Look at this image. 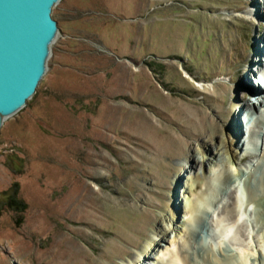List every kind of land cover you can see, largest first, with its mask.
Listing matches in <instances>:
<instances>
[{
    "label": "rangeland",
    "instance_id": "rangeland-1",
    "mask_svg": "<svg viewBox=\"0 0 264 264\" xmlns=\"http://www.w3.org/2000/svg\"><path fill=\"white\" fill-rule=\"evenodd\" d=\"M256 1L53 7L59 33L47 71L0 129V264H125L137 254L144 261L155 243L159 255L185 250L195 216L202 224L191 240L216 261L264 264V181L252 183L254 195L246 181L258 164L264 170V122L254 123L251 137L240 111L245 101L264 111L263 72L249 78L246 68L264 37V20L249 14ZM203 113L221 128L237 127L236 114L245 143L219 129V143L228 138L224 161L192 170L203 182L187 191L197 147L215 133L211 123L200 125ZM226 150H238V162H228ZM241 150L249 156L242 162ZM187 197L198 201L196 211ZM224 224H235V235L223 237Z\"/></svg>",
    "mask_w": 264,
    "mask_h": 264
},
{
    "label": "water",
    "instance_id": "water-1",
    "mask_svg": "<svg viewBox=\"0 0 264 264\" xmlns=\"http://www.w3.org/2000/svg\"><path fill=\"white\" fill-rule=\"evenodd\" d=\"M60 0H0V129L36 93L47 71Z\"/></svg>",
    "mask_w": 264,
    "mask_h": 264
},
{
    "label": "bare ground",
    "instance_id": "bare-ground-1",
    "mask_svg": "<svg viewBox=\"0 0 264 264\" xmlns=\"http://www.w3.org/2000/svg\"><path fill=\"white\" fill-rule=\"evenodd\" d=\"M262 1H263V3H261L259 0H257L256 3L252 4L253 8L249 9V14L251 15V17L252 18L256 17L260 21L262 19L264 20V0H262ZM261 24H263V26H264V21ZM261 40H263V42H264V37L261 38ZM261 40L256 39V41L259 43V45L255 46L256 47V52L255 53L258 54V58L255 61V63H254V60L252 59V56H254V52H252V54H250V56H248V59H247V62H246V68H250L249 72L247 73V76L249 78L252 77L253 70H254V73H257V72H255V70L258 68L257 69L258 71L260 69L259 72H261V71L263 72L261 74H262V77L264 79V43L261 45L260 44ZM239 65L240 64L237 63V62L234 63L235 67H238ZM253 66H256V67H253ZM252 67H253V69H252ZM200 85L204 86V84H202V83H200ZM227 88H226V90H231V91L234 89L233 87H227ZM246 90L249 91V88L246 89ZM258 93H260V92H258ZM262 93H263V95H260V97H257V99L259 98L258 101L264 102V87L262 88ZM227 96H228L227 92H226V94H222L221 95L222 100L224 101L225 99H227ZM261 99H263V100H261ZM259 105H262V104H260V103L256 104L254 102L250 103L248 101H245L244 104H243V107L240 110L241 112L242 111L244 112L245 117H244L243 120H246V125H247L246 130L250 133L251 137H253L255 135L254 123L257 126H259L258 125L259 122H261V123L264 122V111L263 112L262 111L261 112L258 111V109L260 107ZM255 114H257L256 117H255ZM203 115H204V113H203ZM239 115H240V113H239ZM204 119H205L204 121L200 122V125H204L205 122L211 123V130H212V132H215V133L208 135V137L206 136L207 137L206 139L203 138L204 141H207L206 143H208V147L204 146L202 144H199V146L197 147V152H196L197 156L194 157V159H192L193 163L191 164V167H190L191 169L189 170V172L191 174L190 173L186 174L188 179L191 180V183L188 184V187L186 189L187 191H192L195 188H198L201 185V183L203 182L202 181L203 180V175H201L200 173H197V174L195 173L194 175H192V172H193L192 170H196L199 167L200 164L204 165L208 161L210 162V167H212V163L213 162H214L213 166H216V165H220V163H222L224 161L223 155L221 153L222 150H223L222 146H221V143H223L224 145H226V143L228 144V138L226 139V138L222 137V139H221V141L219 143V137H220L219 129L223 133H225V135H226V132H227V134H229V136H232L234 138H236L237 135H238V137L241 136L239 142L237 140V142H238L237 146H239V144L241 142H243L242 145L244 146V143H245V140L242 139L244 134H245V132H244V130H242V124H241V127L239 125L240 123L238 124V119H236V114H234V120L233 121L235 122V125H237V127L239 126V128H237V127L234 128L233 123H230L229 126L225 125L223 128H221L217 123H215L214 121L211 120L210 116H205L204 115ZM253 120L255 122H253ZM224 130L225 131L227 130V131L224 132ZM214 137L215 138L217 137V140H215ZM226 140H227V142H226ZM226 152L228 154H231V158L228 159V162L229 161L238 162V159H237L238 158V154H237L238 150H236V151L226 150ZM209 153L211 154V157L208 156ZM247 158H249L248 154L246 152L242 154V150H241V157L239 158V161L242 162L244 159H247ZM259 165L260 164L255 166V168L253 169L254 172H251V173L249 172L248 173L247 179H246L248 188L251 190L252 195H254L253 194V190H252V185H253L252 183L255 184V183L264 181V170H262L259 167ZM259 169H261L260 176H258L257 173H256ZM210 170H211V168H210ZM238 176H241V171H239ZM184 197H186V196H184ZM253 197L254 196H252V198ZM202 198H203V196H202ZM186 200H187L188 208L190 210H192V211H196L197 208H198V201H194L190 197H187ZM251 203H252V201H251ZM263 205H264V202H263ZM243 207H244V205H243ZM164 217L165 216L161 217L162 222L166 219V218L164 219ZM169 218H170V222L175 221L174 214L173 215L169 214ZM187 221L188 222H187V225H186V229H187L186 231H187V234L190 237L188 236V238H189L188 239L189 242H188V245H187L188 247L185 250L176 251L175 252L174 250L170 249V250H168L166 252L162 251V254L160 253L161 255H159L158 252L160 251V248L162 247V244L161 243H155L154 246L151 245V247L153 248V251L157 250L156 253H153V251H148V254L145 256L144 261L141 260L142 259L141 254H137V257H135L134 260L130 261L129 263H125V264H139V262H141L140 264H157V262L155 260L157 259L158 256H159L158 257L159 259H162L161 260V264H222L221 259H220V261H216L214 259V256H213V253H212L211 250L204 248V247H206L205 245H202V247H201L194 240H191L192 236L198 235V233L200 232V231H198V229H199V226L201 227L202 219L199 216H195V217H193L192 220L189 217V219ZM177 222H179L178 219H177V221H175V223H177ZM194 223H195V225H193ZM233 226L231 224L230 225L229 224L222 225L221 230H220L221 235L223 237H226V238H230L233 235H235V229H234ZM177 227H178V225H177ZM161 240L162 241L168 240V238L164 235L161 238ZM172 242H173V240H172ZM120 247L121 246L118 247V250L120 249V251H123L124 247L123 248L122 247L120 248ZM113 250H114L113 253L115 254L116 251H115V249H113ZM104 257L106 259L112 260V258H110L111 257L110 254H106ZM216 258L218 259L219 257H216ZM261 260L264 263V256L261 258Z\"/></svg>",
    "mask_w": 264,
    "mask_h": 264
},
{
    "label": "trees",
    "instance_id": "trees-1",
    "mask_svg": "<svg viewBox=\"0 0 264 264\" xmlns=\"http://www.w3.org/2000/svg\"><path fill=\"white\" fill-rule=\"evenodd\" d=\"M16 198V197H15ZM14 197H11V201L13 202V200H16ZM8 206H10L11 207V205H8ZM11 208H13V207H11Z\"/></svg>",
    "mask_w": 264,
    "mask_h": 264
}]
</instances>
